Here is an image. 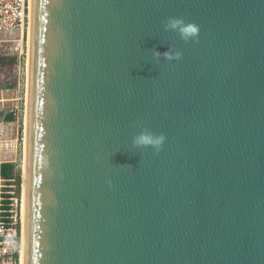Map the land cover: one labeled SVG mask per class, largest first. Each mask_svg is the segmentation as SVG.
I'll return each mask as SVG.
<instances>
[{"label":"water","instance_id":"1","mask_svg":"<svg viewBox=\"0 0 264 264\" xmlns=\"http://www.w3.org/2000/svg\"><path fill=\"white\" fill-rule=\"evenodd\" d=\"M29 84L25 264H264V0H34Z\"/></svg>","mask_w":264,"mask_h":264},{"label":"rangeland","instance_id":"2","mask_svg":"<svg viewBox=\"0 0 264 264\" xmlns=\"http://www.w3.org/2000/svg\"><path fill=\"white\" fill-rule=\"evenodd\" d=\"M0 57L4 60L2 65L0 64V164H16V171L22 175L25 153L28 32H25L23 40L17 37L14 42L3 44L0 47ZM9 114L15 117L14 121L5 119ZM8 184L0 179V190L12 196L10 208L14 215H18L22 229V183L20 187L16 183Z\"/></svg>","mask_w":264,"mask_h":264},{"label":"built area","instance_id":"3","mask_svg":"<svg viewBox=\"0 0 264 264\" xmlns=\"http://www.w3.org/2000/svg\"><path fill=\"white\" fill-rule=\"evenodd\" d=\"M31 5L32 0H0V47L17 37L23 40ZM5 196L0 190V264H20L22 229L12 204H6L11 198Z\"/></svg>","mask_w":264,"mask_h":264},{"label":"clouds","instance_id":"4","mask_svg":"<svg viewBox=\"0 0 264 264\" xmlns=\"http://www.w3.org/2000/svg\"><path fill=\"white\" fill-rule=\"evenodd\" d=\"M163 28L165 31L174 32L185 42L199 43L200 27L195 22L186 21L182 17H169L164 23ZM153 55L155 58L160 59L163 57L166 60H180L183 57L182 51L178 50L174 45H169L168 50L161 53L154 49ZM136 127L140 129L138 134L133 137L132 143L137 148L152 147L158 153L163 149L167 140L165 133H159L149 129L142 119L136 121ZM111 186V181H108Z\"/></svg>","mask_w":264,"mask_h":264},{"label":"bare ground","instance_id":"5","mask_svg":"<svg viewBox=\"0 0 264 264\" xmlns=\"http://www.w3.org/2000/svg\"><path fill=\"white\" fill-rule=\"evenodd\" d=\"M33 5L32 0L31 12L28 21V63H27V93H26V117H25V150L24 163L21 175L22 183V207H21V221H22V243L20 252V264H25L26 254V185H27V154H28V134H29V103H30V77H31V62H32V31H33Z\"/></svg>","mask_w":264,"mask_h":264},{"label":"trees","instance_id":"6","mask_svg":"<svg viewBox=\"0 0 264 264\" xmlns=\"http://www.w3.org/2000/svg\"><path fill=\"white\" fill-rule=\"evenodd\" d=\"M4 62L3 58L0 57V64ZM7 121H14L15 117L12 114H9L5 117ZM1 120V115H0ZM17 166L16 164L12 162H5L0 164V178L5 180V182L9 183L8 185H12L10 183H16L17 186L20 187L21 185V173L16 171ZM6 198H12V196H9V194H6ZM6 204H11L10 201H8Z\"/></svg>","mask_w":264,"mask_h":264}]
</instances>
